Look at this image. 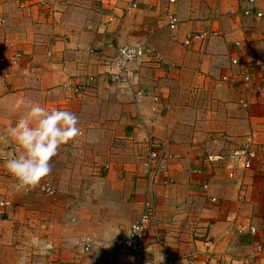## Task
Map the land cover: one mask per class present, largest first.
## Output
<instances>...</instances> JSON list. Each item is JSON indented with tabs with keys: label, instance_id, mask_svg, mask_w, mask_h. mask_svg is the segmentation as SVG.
<instances>
[{
	"label": "crops",
	"instance_id": "crops-1",
	"mask_svg": "<svg viewBox=\"0 0 264 264\" xmlns=\"http://www.w3.org/2000/svg\"><path fill=\"white\" fill-rule=\"evenodd\" d=\"M41 1L47 6L45 0H0V131L16 119L7 106L25 96L75 113L88 150L63 153L79 137L60 146L49 161L50 176L29 191L0 172V264H16L21 252L28 264H129L122 240L146 199L152 217L141 245L154 264H264V94L257 91L264 86V17L244 14L250 6L264 11V0H94L93 19L65 25L61 11L45 16ZM170 7L176 28L167 24ZM201 32L216 34L186 43ZM124 44H147L164 62L145 56L113 80L111 60ZM195 128L217 129L239 143L230 142L228 153H205L211 150L203 144L206 133L185 134ZM152 138L161 157L147 174L134 153ZM114 142L118 150L110 147ZM250 142L257 157L251 168H239L228 157ZM94 145L114 154L106 174L114 185L57 189L51 180L55 194L40 190L59 176L63 160L76 170L71 175L94 176L86 166ZM167 151L175 158H164ZM217 162L222 168L213 170ZM169 179L172 185H160ZM92 199L114 210L109 228L94 227L83 210ZM175 206L197 213L178 215L184 228L176 237L161 234V212ZM34 236L49 246L46 254L30 246Z\"/></svg>",
	"mask_w": 264,
	"mask_h": 264
},
{
	"label": "clouds",
	"instance_id": "clouds-1",
	"mask_svg": "<svg viewBox=\"0 0 264 264\" xmlns=\"http://www.w3.org/2000/svg\"><path fill=\"white\" fill-rule=\"evenodd\" d=\"M7 111L16 119L0 131V162L16 187L31 189L49 174V161L59 147L81 135L78 116L66 109H49L25 96L15 98ZM29 244L40 255L49 247L35 236ZM16 264H28L26 254L19 253Z\"/></svg>",
	"mask_w": 264,
	"mask_h": 264
},
{
	"label": "rangeland",
	"instance_id": "rangeland-1",
	"mask_svg": "<svg viewBox=\"0 0 264 264\" xmlns=\"http://www.w3.org/2000/svg\"><path fill=\"white\" fill-rule=\"evenodd\" d=\"M46 1V5L44 6V1L42 2L41 5V12L47 9V12L45 14V16L50 15L51 12L53 11H61L60 13H62L60 20L62 21V25H65V21H69L71 24H85L87 19H93L95 14L97 13V9L94 7L95 3L94 0H54L53 2L50 3L49 0H45ZM96 1V0H95ZM49 5V7H48ZM52 8H54V10H52ZM226 79H223V81H225ZM233 79H230L229 82H232ZM248 84V83H246ZM216 85H219V81H216ZM200 90V89H199ZM193 131H201L203 133H206L205 137L203 138V144L206 146V148H210L211 150L205 152V153H210V154H220V153H224L227 152V150L232 149L230 142L231 143H239V141H234L231 138H228L227 136H225L222 132H220L217 129H186L185 134L189 135L191 134ZM81 137V135H80ZM79 137V138H80ZM151 141H155V138H152L149 140V142H146V146H142L141 151H135L134 153V157L138 160V164L140 166H142V163L144 162L147 154L149 153V149H150V143ZM156 142V141H155ZM157 143V142H156ZM244 144V143H243ZM248 144H252L253 143H246L245 145L248 146ZM244 145V146H245ZM243 146V148H244ZM89 151H88V161H87V165L89 166V168L95 169L96 173H92L94 176H76V175H71V173H75L76 170L74 169V167L69 163V161H65L63 160V165H61V170L59 171L60 173H68L70 172V175L68 176H61V174L59 173V176H54L52 175V177L47 178L48 181L45 182H54L57 185V189H59L60 187L63 186H67V185H71V186H79V185H95V186H103V185H114V181H112L110 178L106 177V174L109 172V168L111 165H114V161L112 158L114 157V154H109L107 152L102 151V147L101 146H89ZM111 148H117V150L121 147V144L118 142H114L111 146ZM86 148V145H83V142L80 139H77L75 141V144L71 145V146H62L61 149L64 152H66V150L68 152H70L72 154V150L79 152L80 150ZM160 148H161V144H160ZM87 149V148H86ZM240 149V148H239ZM88 150V149H87ZM238 150V149H237ZM112 151V150H111ZM236 150H234L233 152L230 153V155L232 153H234ZM113 152H116L113 150ZM161 152V150H160ZM259 150L257 148V154H258ZM228 153V152H227ZM73 155V154H72ZM71 155V157L73 158V156ZM102 156V157H98V156ZM164 158L165 156L167 158L170 157V159H174L175 156L174 154H172L170 151L165 152V154L163 153ZM70 157L69 160H71L72 158ZM83 157H85V159L87 158V155H83V156H79L78 159H82ZM98 157V159H96ZM212 162V161H211ZM216 163V162H215ZM215 163L212 166V169L214 170H218L221 169V163H219L220 165H215ZM144 164V163H143ZM158 167V166H157ZM116 168V166L113 167ZM184 169V171L188 170L187 167H182V170ZM50 176V173H49ZM50 179V180H49ZM50 182V183H51ZM174 183V181H172L171 179L168 180V182H163V184L160 185H164L165 184H170L172 185ZM134 185H138V181L135 179L134 180ZM182 185H186V183H182ZM197 194V193H195ZM192 195V193H191ZM150 197V196H149ZM90 205L87 202L88 208H83V210L87 211L89 213V216L91 217V219L96 222L97 224L94 225V227H100V228H109V223H112V217H113V213L114 210L112 209H102L98 207V204L95 203V200L92 199V201H90ZM184 206H186V210L187 207L189 206L187 203L186 205L183 204ZM182 210V211H181ZM181 210L179 209V207L175 206L174 208H168V209H164V213L161 212V218H159V222L161 223V226L159 227L161 230V234H171L172 237H176L177 235H175L176 233H178L179 231H181L183 227V225H180L179 222L177 221L178 215L179 218H182L183 216H187V217H195V214L197 213V210L192 209V210H188L187 212H185L186 210H183V207H181ZM179 211H181V213L179 214ZM192 211V212H191ZM99 222V223H98ZM107 222V223H106ZM150 226V225H149Z\"/></svg>",
	"mask_w": 264,
	"mask_h": 264
},
{
	"label": "built area",
	"instance_id": "built-area-1",
	"mask_svg": "<svg viewBox=\"0 0 264 264\" xmlns=\"http://www.w3.org/2000/svg\"><path fill=\"white\" fill-rule=\"evenodd\" d=\"M250 2H254L255 0H249ZM170 4L175 3V0H169ZM136 6V2H132L128 7H126V10H124V13H126L131 8H134ZM244 14L250 15L254 14L257 18H263L264 17V11L262 10H255L251 6L246 7L244 9ZM167 24L170 28H176L179 20L176 11L173 8H169L167 11ZM111 20L113 18H110ZM216 34V32L206 33H191L187 36L186 43L189 44L191 41L195 39H205L209 37L210 35ZM153 57L157 60V62H160L161 64L164 62L163 56L158 53L156 50L148 46L147 44H139V45H130V44H124L117 46L115 56L113 60H111L112 65L114 67V71L111 72V78L113 80H118L129 66L130 63L143 58V57ZM15 60V59H14ZM236 62V60H234ZM171 66H174L175 64H170ZM80 88H76V91H78ZM260 93L264 94V86H261L258 88ZM154 99H158L155 97ZM246 105V103H244ZM161 157L160 147L155 141H151L150 143V149L149 153L147 154L145 160H144V166L147 174L151 173L155 170V168L158 165V162ZM257 157V148L252 145L248 144V146H244L240 151H235L231 155H229V160L237 165L239 168L242 169H249L252 167V162L254 158ZM2 162H0V172L3 170ZM196 172H200V168H195ZM234 166H232L229 169V176H234ZM13 178V177H12ZM16 186V181H15ZM209 186L208 182L203 183V187L207 188ZM24 189L25 191H29L30 189ZM40 190L48 195L55 194L56 190L52 183L50 182H44L40 186ZM216 198H213L215 200ZM152 207L153 204L151 203V200L146 199L143 202V208L139 214V216L132 222V224L129 227V233L128 235L123 238L122 240V248L130 255V262L129 264H154L153 258L151 256L147 255L145 251L143 250V247L141 245L142 239L144 237L146 228L150 222V219L152 217ZM251 231H255L254 228L251 229Z\"/></svg>",
	"mask_w": 264,
	"mask_h": 264
}]
</instances>
